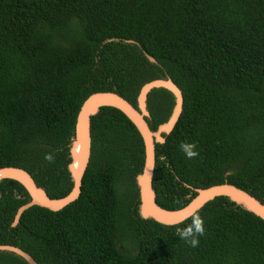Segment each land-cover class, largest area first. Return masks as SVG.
Masks as SVG:
<instances>
[{"label":"trees","instance_id":"1","mask_svg":"<svg viewBox=\"0 0 264 264\" xmlns=\"http://www.w3.org/2000/svg\"><path fill=\"white\" fill-rule=\"evenodd\" d=\"M166 74L184 104L156 143V202L180 209L195 188L223 182L264 202V0H0V167L67 195L83 101L115 91L137 105L141 86ZM147 103L156 130L175 99L155 88ZM91 136L81 194L58 211L33 205L13 227L31 198L18 181H0V244L40 264H264V219L229 197L196 212L204 233L195 247L177 232L192 216L166 225L140 215L144 143L119 109L92 115ZM181 142L198 155L186 158ZM0 264L28 263L0 252Z\"/></svg>","mask_w":264,"mask_h":264},{"label":"water","instance_id":"2","mask_svg":"<svg viewBox=\"0 0 264 264\" xmlns=\"http://www.w3.org/2000/svg\"><path fill=\"white\" fill-rule=\"evenodd\" d=\"M135 42L134 40H127ZM148 59L158 63L155 57L145 52ZM155 88L169 90L175 99V103L169 118L159 124L156 130L150 127L147 117H150L148 109V94ZM184 96L182 89L174 82L169 75H158L145 82L137 96V105H133L128 99L115 91H98L90 94L80 107L75 125V136L69 148L70 157L77 156V163L68 164V170L72 177L73 187L71 191L60 198L51 197L43 187H40L32 174L18 166L0 167V181L3 179H13L24 186L30 195V201L22 204L14 217L12 226L16 227L23 213L33 205L46 207L53 211H58L79 198L82 191V181L88 166L91 149V117L96 114L101 107L111 106L124 113L136 126L140 133L145 149V159L142 174L137 177L140 192V215L151 218L166 225L179 224L185 221L203 208L210 201L218 197L226 196L264 219V202L252 195L247 190L232 183L223 182L213 184L204 188H195L197 194L190 202L175 210L161 207L155 200L156 195L152 187V178L156 162V143H165L166 134L170 133L179 120L183 111ZM0 252H9L20 256L28 264H40L29 252L23 248L12 244H0Z\"/></svg>","mask_w":264,"mask_h":264},{"label":"clouds","instance_id":"3","mask_svg":"<svg viewBox=\"0 0 264 264\" xmlns=\"http://www.w3.org/2000/svg\"><path fill=\"white\" fill-rule=\"evenodd\" d=\"M162 142L163 141H161V143ZM179 148L184 153L185 157L188 159H191L198 155L196 147L193 143L181 142ZM45 159L51 160V154H46ZM179 223H183V221H180ZM177 232L179 234L180 239L185 240L192 247H195L199 242L197 236L203 235L204 233L202 218L198 214L193 213L191 217V223L185 225L183 228H177Z\"/></svg>","mask_w":264,"mask_h":264},{"label":"bare ground","instance_id":"4","mask_svg":"<svg viewBox=\"0 0 264 264\" xmlns=\"http://www.w3.org/2000/svg\"><path fill=\"white\" fill-rule=\"evenodd\" d=\"M77 163V156H76V162H75V164ZM155 165H156V162H155ZM143 171V170H142ZM154 171H155V167H154ZM153 176H154V174H153ZM152 180H153V178H152ZM139 195H140V192H139Z\"/></svg>","mask_w":264,"mask_h":264}]
</instances>
